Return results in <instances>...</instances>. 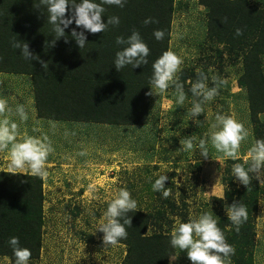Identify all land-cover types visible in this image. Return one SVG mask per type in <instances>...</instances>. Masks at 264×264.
Returning <instances> with one entry per match:
<instances>
[{
  "label": "rangeland",
  "instance_id": "rangeland-1",
  "mask_svg": "<svg viewBox=\"0 0 264 264\" xmlns=\"http://www.w3.org/2000/svg\"><path fill=\"white\" fill-rule=\"evenodd\" d=\"M229 1L243 3L251 9L264 8V0ZM173 2L175 11L167 50L183 58L178 76L187 98L178 105L174 85L165 92L150 85L146 91L149 104L144 124L112 125L39 118L33 105L31 77L0 72V94L7 96L13 110L10 119L19 124L17 140L25 133L37 137L47 135L54 149L48 156L47 175L43 177L33 175L27 168L10 171V146L0 149L1 172L36 176L42 181L41 248L38 258L30 259L29 264H120L126 255V245H106L103 233L96 228L108 203L125 186L137 200V210L148 214L144 236H153L158 248L164 247L162 257L166 247L170 248L167 264H192L186 250L174 249L169 243L175 225L173 218L187 222L190 215L209 210L218 218V227L226 241L235 248L231 264H264V168L251 174L247 186L236 180L232 172L233 164L249 166L245 159L248 149L255 139H264V114L257 123H252L246 87L238 82L246 70V57L250 58V37L247 35L229 45L220 44L207 30L208 9L200 0ZM252 32L250 30L249 34ZM253 37L256 38L255 34ZM259 59L264 71V55ZM198 69L208 76V87L215 86L214 76L224 81L218 95L204 102V112L196 117L199 123L188 113L193 99H199L190 91L192 83L198 79ZM95 90L96 94L102 92L99 87ZM17 103L26 106L27 121L20 122L14 114ZM217 114L231 115L250 130L236 160L215 161L222 155L210 143L211 125ZM190 135L196 137L194 143L201 138L209 141L207 158L198 150H182V138ZM161 174L168 177L165 187L171 188L167 198L152 190V183ZM240 193L245 194L246 202H242ZM221 196L223 198L218 199ZM239 201L247 207L248 219L237 232L226 211L228 205ZM0 264L14 262L0 256Z\"/></svg>",
  "mask_w": 264,
  "mask_h": 264
},
{
  "label": "trees",
  "instance_id": "trees-1",
  "mask_svg": "<svg viewBox=\"0 0 264 264\" xmlns=\"http://www.w3.org/2000/svg\"><path fill=\"white\" fill-rule=\"evenodd\" d=\"M200 1L208 9L209 34L218 43L229 45L247 35L250 37V58L246 57V70L238 82L246 87L250 118L252 123H257L259 116L264 114V71L259 59L264 55V8L251 9L229 0ZM104 7L102 21L118 16V25H109L103 33H90L73 22L65 29V36L51 45L55 33L47 21L46 5L42 0H0V72L31 77L37 117L112 125L147 121L149 99L146 91L151 85L152 64L168 48L174 2L127 0L123 8L107 3ZM146 18L157 22L145 25ZM237 28L242 30L239 36ZM249 28L253 31L251 35ZM72 29L85 31V47L79 48L76 44L71 36ZM156 29L165 32L162 40L153 36ZM133 30L140 32L150 49L148 63L136 68L127 65L117 71L115 53L122 46L115 43L116 37H127ZM15 38L27 42L30 51L39 59H24L20 50L11 46ZM96 87L102 92L96 94ZM41 186L39 177L0 171V256H8L14 262L8 240L17 236L20 245L31 250L30 259L38 258L43 226ZM240 196L242 202L247 201L244 193ZM128 215L131 226H126L127 238L120 242L126 245L127 251L120 264H167L170 248L166 247L162 257L164 247L158 248L153 236H144L148 214L137 210Z\"/></svg>",
  "mask_w": 264,
  "mask_h": 264
},
{
  "label": "clouds",
  "instance_id": "clouds-1",
  "mask_svg": "<svg viewBox=\"0 0 264 264\" xmlns=\"http://www.w3.org/2000/svg\"><path fill=\"white\" fill-rule=\"evenodd\" d=\"M42 3L46 5L47 21L52 25V30L55 33V38L50 41V44L54 45L56 40L65 36V29H68L73 22L90 33H103L109 25H118L120 23L118 16H110L107 17L106 22L102 21L105 13L104 4H114L123 8L127 0H102L101 3L96 0H79V2L77 0H42ZM66 11L68 12L67 16H65ZM156 22L153 18H146L143 21L145 25ZM83 30L77 32L76 29H72L71 32V36L79 48H83L87 44V37ZM241 34L242 30L237 28L236 35ZM153 36L156 40H162L165 32L156 29ZM10 43L13 48L20 50L24 59L28 61L39 59L30 51L27 42L15 38ZM115 43L122 46L115 53L114 67L117 71L127 65L136 68L148 63L147 57L150 49L138 30H133L127 37L117 36ZM183 62V58L176 52L164 51L153 62L150 79L152 88L159 92H165L170 85H174V94L178 105H182L187 98L184 86L179 82L178 76ZM197 71L198 79L192 83L190 91L194 98L199 99H193L188 113L191 118H195V122L199 123L200 121L196 117L204 112V102L211 101L218 95V90L224 81L214 76L212 79L215 86L208 87V76L202 70L198 69ZM151 92L153 93L152 90ZM0 114H3V118L0 119V149L10 146L9 170L15 172L27 168L33 175L46 176L47 159L49 154L54 151L49 137L47 135L29 136L25 133L21 140H17L19 124L10 119L13 110L9 107L7 96L3 94H0ZM14 114L19 117L20 122L27 121L29 118V113L23 103L16 104ZM249 135L250 130L233 116L217 114L215 122L211 125L210 143L222 155L217 156L215 161L219 162L226 158L236 160L240 155L239 149L242 141H245ZM195 140L196 137L192 135L182 138V150L186 152L198 150L201 156L207 158L209 156V141L201 138L198 143H194ZM83 154L81 153V155ZM245 159L249 161V166L245 168L243 164H233L232 172L236 180L247 186L250 183L251 174L259 173L264 168V139H255L248 149ZM167 180L168 177L161 174L152 183V190L161 192L164 198L171 194V188L165 187ZM222 198L221 196L218 199ZM137 209V200L132 197L126 186L121 187L97 222L96 230L103 233V241L106 245H117L127 238L126 226H131V216L128 213L136 212ZM226 213L228 220L231 221L237 232L248 219L247 207L240 201L228 205ZM173 219L175 225L170 233L169 243L174 249L186 250L187 257L192 264H231L230 258L234 255L235 248L226 241L223 231L218 227V218L211 210L198 215H190L187 222H182L179 217ZM8 243L13 250L14 264H29L31 250L20 245L19 237H10Z\"/></svg>",
  "mask_w": 264,
  "mask_h": 264
}]
</instances>
